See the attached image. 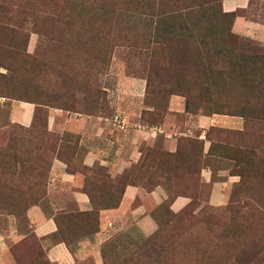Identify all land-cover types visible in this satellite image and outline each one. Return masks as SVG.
I'll list each match as a JSON object with an SVG mask.
<instances>
[{
    "label": "rangeland",
    "instance_id": "obj_1",
    "mask_svg": "<svg viewBox=\"0 0 264 264\" xmlns=\"http://www.w3.org/2000/svg\"><path fill=\"white\" fill-rule=\"evenodd\" d=\"M136 1L0 0V235L21 233L9 241L10 260L50 264L26 211L46 201L53 160L70 161L81 154L71 136L49 129V110L57 109L103 119L122 113L144 124L170 116L181 129L191 127L189 134L162 125L165 136L177 137L175 150L162 141L146 147L136 166L140 173H133L143 177L146 163L160 161L169 172L166 185L186 191L189 203L179 212L169 209L168 201L155 207L158 227L147 237L114 235L109 260L264 264V150H259L264 146V111L251 120L236 113L244 95L260 107L264 89L238 81L232 73L237 62L230 58L245 54L247 64L241 65H247L246 71L253 68L264 76V43L223 37L231 18L218 1L172 0L169 6ZM180 10L184 18L176 19L173 33L167 32L165 14ZM252 10L264 20V1L255 0ZM15 100L35 105L32 126L9 121ZM171 100L184 107L188 100V112H171ZM200 116L215 118L202 138ZM222 117L243 123L228 126ZM174 131L186 135L179 139ZM249 144L254 152H244ZM148 149L157 154L147 160ZM232 156L244 157L245 180L233 172ZM207 165L211 181L234 177L222 205L209 203L210 185L199 180ZM139 182L145 184L142 178Z\"/></svg>",
    "mask_w": 264,
    "mask_h": 264
},
{
    "label": "crops",
    "instance_id": "obj_2",
    "mask_svg": "<svg viewBox=\"0 0 264 264\" xmlns=\"http://www.w3.org/2000/svg\"><path fill=\"white\" fill-rule=\"evenodd\" d=\"M253 5L255 0L221 1L224 12H235L230 26L234 34L264 43V20L255 17ZM174 102L178 105L174 106ZM170 111L185 113L184 104L179 100H171ZM34 112L33 103L15 100L11 104L9 121L30 127L33 125ZM198 121L203 123L199 135L202 138L206 124L212 125L215 118L200 116ZM220 121L228 126L237 127L243 123L240 119L231 120L224 117L220 118ZM161 125L191 133V127L181 129L170 116ZM48 126L50 130L67 133L73 139V144L81 150L79 159L72 157L70 161L58 158L53 160L46 201L31 205L26 211L31 231L50 263L105 264L102 250L114 235L122 233L136 238L151 235L158 227L152 210L164 202L167 191L160 184L148 190L133 183L131 179L137 170L136 166L144 156L146 147L164 142L169 151H174L177 137L149 134L134 128L118 130L111 127L101 115L77 116L74 113L59 112L57 109L49 110ZM125 170L130 171L131 175L118 205L98 209L95 220L88 229L87 219H80L77 216L93 210L90 195L84 189L87 175L109 176L116 179ZM201 178L204 182L211 183L208 197L211 205L218 206L228 201L229 185L234 179L233 176L211 181L212 170L207 165L201 170ZM106 197V194L100 197L99 203H109ZM189 201L188 196L177 195L170 203V209L179 212ZM57 218L60 219L59 222ZM20 237L19 232L0 235V264H12L8 244L10 240Z\"/></svg>",
    "mask_w": 264,
    "mask_h": 264
},
{
    "label": "trees",
    "instance_id": "obj_3",
    "mask_svg": "<svg viewBox=\"0 0 264 264\" xmlns=\"http://www.w3.org/2000/svg\"><path fill=\"white\" fill-rule=\"evenodd\" d=\"M154 1H155L154 3L158 6L159 5L169 6L172 4V0H154ZM217 1H218V4L220 2V6H221L222 0H214V2H217ZM143 2L146 5L151 6L153 0H137L136 4H140V3L142 4ZM221 9H222V7H221ZM223 14L230 16L231 19H230L229 26L225 30V34H223L222 36L227 37V39H229L230 42H232L233 38L238 37L236 34H234L231 31V28H230L232 20L235 16V12H224L223 11ZM184 15L185 14L182 11L179 13L168 12L167 14H165L164 20L167 24L166 25L167 32L173 33L172 28L176 22V19H178V22H180L184 18ZM236 47L237 46L235 44L234 48H236ZM230 50H232V49H230ZM234 54L236 56L230 57L231 61H233V59H234L237 62L235 65H233V69H232V73H233L234 77L238 81H241V82H250V83H255V84H257V83L261 84V86L264 89V76L261 74L257 75V73L253 71L252 67H251L252 68L251 73H248L246 71V69H248L247 65H246L247 64L246 60L248 57L243 53H234ZM242 62H246V64L243 66V65H241ZM241 82H240V84L242 86ZM260 99H262V100H260L261 105H260V107H257L256 105H254L255 101L251 96L244 95L242 98V101L239 102V106H238L239 108L236 110L237 115L243 116L247 120L257 119L256 114L264 111V96ZM187 108H188V100H186V104H185V111L188 112ZM149 124H156V123H149ZM158 124H161V123H158ZM178 138L181 139V138H184V136H178ZM255 149H256L255 147H253L252 145L249 144V145H246V147L243 150H244V152H254ZM259 150H264V146H260ZM147 151H148L147 158H146L147 160L150 159L151 156L157 154L156 152L149 151V149ZM231 159L234 162L233 166L235 167L233 172L236 175L240 176L241 180H245L247 171L245 169H243L244 167L240 166L241 164L245 163L244 157L232 156ZM158 162H160V161H157V162L153 161L151 164L146 163L147 164V165L145 164L146 167L142 168V171L145 175L143 177L139 176V174H138V176L134 175L136 173H140L141 169L139 167V169H137L135 171V173L133 174V178L131 179V181L133 183H137L138 185L145 187L148 190H150L151 188H153L157 184L162 185L165 188V190L167 191V198L164 200V202L162 204H164L166 201H168L169 209H170V203L175 198V196H177V195L188 196V194H186V191H180L177 189L176 186H172L169 183L166 185V180H167L169 172H165V168L163 166L160 167V165L157 164ZM82 168L85 169V167H82ZM166 170H168V169H166ZM194 171H196V170H194ZM200 173H201V169H200ZM130 175H131L130 171H128V170H125V172H123V174L118 176L116 179H111L109 176L100 177V176H97L94 174L87 175V182L85 183L84 189L90 195L91 202L93 203V210H91L85 214L81 213V214L77 215L78 218L87 219L86 223H87V227H88V226H90V224L92 225V223H93V222H90L91 216L95 217L98 209H100L102 207H116L119 203L121 194H122L126 184L129 181ZM199 177H200L199 180L202 183L210 185V191H211V183L210 182H204L201 178V174ZM141 178L145 180V184H142L139 182ZM197 179L198 178H195V180H197ZM105 181H108L109 185L106 186ZM164 181H165V183H164ZM109 189H110V191H109ZM105 194L107 195L106 199L109 201V203H103V204L101 203L100 204L99 203V201H101L100 197H103ZM208 197H209V195H208ZM161 205H159V206H161ZM153 214H154V210H152V215ZM154 219H155V217H154ZM59 220L60 219L57 218L58 222H59ZM88 229H90V227H88ZM108 245H109V241L104 245L103 250H102L103 259L105 261V264H118L116 261L109 260V258L107 256ZM126 255L124 256L125 258L127 257ZM45 257H46V255H45ZM46 259L48 260L47 257H46ZM48 262L50 263L49 260H48Z\"/></svg>",
    "mask_w": 264,
    "mask_h": 264
},
{
    "label": "built area",
    "instance_id": "obj_4",
    "mask_svg": "<svg viewBox=\"0 0 264 264\" xmlns=\"http://www.w3.org/2000/svg\"><path fill=\"white\" fill-rule=\"evenodd\" d=\"M106 122H108L111 127L118 129V130H125L128 128H134L137 130H141L143 132L149 133V134H163L164 130L162 128V125L159 124H144V123H131L125 115L122 113H115L112 114L109 117H106L104 119ZM181 131H174L173 135H183L181 134ZM186 135V134H184ZM183 135V136H184Z\"/></svg>",
    "mask_w": 264,
    "mask_h": 264
}]
</instances>
